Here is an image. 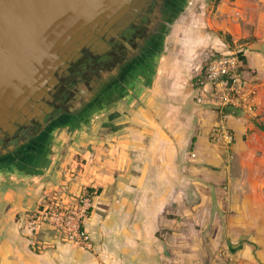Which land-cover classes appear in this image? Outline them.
I'll list each match as a JSON object with an SVG mask.
<instances>
[{
    "label": "crops",
    "instance_id": "crops-1",
    "mask_svg": "<svg viewBox=\"0 0 264 264\" xmlns=\"http://www.w3.org/2000/svg\"><path fill=\"white\" fill-rule=\"evenodd\" d=\"M225 4L230 21L222 27L238 42L248 29ZM255 21L257 39L238 51L245 75L264 86V13ZM223 42L217 50L234 51ZM186 43L169 55L155 93L81 144V169L64 181L68 192L0 185V264H213L225 248V264H264V87L253 107L233 112L227 165L210 140L218 113L195 100L205 57L195 66L200 56ZM89 187L101 189L86 223L91 249L36 220L44 203L69 201Z\"/></svg>",
    "mask_w": 264,
    "mask_h": 264
},
{
    "label": "flooded vegetation",
    "instance_id": "flooded-vegetation-1",
    "mask_svg": "<svg viewBox=\"0 0 264 264\" xmlns=\"http://www.w3.org/2000/svg\"><path fill=\"white\" fill-rule=\"evenodd\" d=\"M198 1L147 0L125 28L101 39L105 46L70 65L43 114L0 128V185L46 187L69 144L116 127L123 111L155 93L179 28Z\"/></svg>",
    "mask_w": 264,
    "mask_h": 264
},
{
    "label": "water",
    "instance_id": "water-1",
    "mask_svg": "<svg viewBox=\"0 0 264 264\" xmlns=\"http://www.w3.org/2000/svg\"><path fill=\"white\" fill-rule=\"evenodd\" d=\"M147 0H0V128L48 109L68 68L125 28Z\"/></svg>",
    "mask_w": 264,
    "mask_h": 264
},
{
    "label": "built area",
    "instance_id": "built-area-1",
    "mask_svg": "<svg viewBox=\"0 0 264 264\" xmlns=\"http://www.w3.org/2000/svg\"><path fill=\"white\" fill-rule=\"evenodd\" d=\"M207 79L198 86L195 100L199 105L212 107L218 113V120L210 132L211 142L222 148L226 164L232 163L235 134L230 127L232 110L247 111L254 106L261 88L258 76L247 77L246 60L239 51L219 52L210 50L205 56ZM225 193L230 191L229 184L223 186ZM37 211V221L55 228L62 238L83 248H92V239L86 228L92 209V198L84 194L69 201L55 198L44 203ZM229 255L226 248L219 249L213 264H225ZM202 264L201 261H197Z\"/></svg>",
    "mask_w": 264,
    "mask_h": 264
},
{
    "label": "rangeland",
    "instance_id": "rangeland-1",
    "mask_svg": "<svg viewBox=\"0 0 264 264\" xmlns=\"http://www.w3.org/2000/svg\"><path fill=\"white\" fill-rule=\"evenodd\" d=\"M224 3H226L225 8L227 10H230L233 7L236 8L235 15L237 17L235 18L238 19L244 28L248 29L247 33L249 34L245 38L237 39L238 42L234 41L235 45L231 48V50L238 51L242 47H245L239 43L240 40H245V42L247 40H250L251 42L255 41L257 39V37L253 34L256 28L255 20L259 18L262 13H264V0H199L179 28L178 39L174 47L175 50H187L185 48V43L187 42V46L195 48L194 50H196V55L200 56L197 58V62L199 60V62H201L208 51L213 48H215L213 50H217L216 48L221 49L222 47H225L226 44L223 41H225L227 35L230 34L232 36V33L227 27H222L224 24H229L228 22L230 21H227L229 17L228 12L222 11ZM244 9H247L248 13H245ZM242 11L243 13H241ZM232 38L234 39L233 36ZM228 47L230 48L229 45ZM219 49L217 51L227 52ZM197 62H195V66L200 64ZM262 87H264L263 84L261 85L259 94ZM84 140L77 141L74 144H69V146L61 151V161L54 172V177L51 180L52 185L50 187L46 186L44 191H69L68 186L65 185L64 181H66L69 175L68 173L74 172V174H78V171L81 169H78L76 165L82 163L83 157L81 155V151L83 146L81 145V141ZM74 168L75 170H73ZM60 173L62 175H60ZM79 183L81 184V181Z\"/></svg>",
    "mask_w": 264,
    "mask_h": 264
},
{
    "label": "trees",
    "instance_id": "trees-1",
    "mask_svg": "<svg viewBox=\"0 0 264 264\" xmlns=\"http://www.w3.org/2000/svg\"><path fill=\"white\" fill-rule=\"evenodd\" d=\"M225 42L227 43V45L230 46V49L235 45V42H234V40H233V38H232V36L230 34L227 35V37L225 39ZM249 42H251V41L250 40H247L246 42H245V40H240L239 41V43H241V44H245V43H249ZM240 55L242 56V58L244 60H246L243 52H240ZM206 72H207L206 69H203L201 74L197 78H195L196 87L201 86L202 85L201 83L206 81V79H207V73ZM232 111L236 112V110L235 111L232 110ZM261 127H262V129H264V125L263 124L261 125ZM86 192H87L86 193L87 195H90L92 197L93 194L95 195V192H101V189L97 190L95 188L89 187V188L86 189ZM39 209L42 210L43 206L41 205V207Z\"/></svg>",
    "mask_w": 264,
    "mask_h": 264
}]
</instances>
